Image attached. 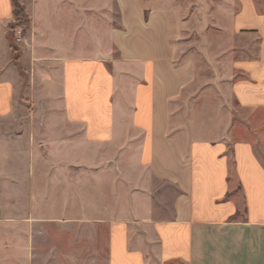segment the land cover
Wrapping results in <instances>:
<instances>
[{
	"label": "crops",
	"instance_id": "0c3cea01",
	"mask_svg": "<svg viewBox=\"0 0 264 264\" xmlns=\"http://www.w3.org/2000/svg\"><path fill=\"white\" fill-rule=\"evenodd\" d=\"M235 1L225 83L239 121L227 107L222 125L168 0H17L15 58L0 0V120L30 121L16 133L45 185L12 218L23 264H264V12Z\"/></svg>",
	"mask_w": 264,
	"mask_h": 264
},
{
	"label": "rangeland",
	"instance_id": "374dc122",
	"mask_svg": "<svg viewBox=\"0 0 264 264\" xmlns=\"http://www.w3.org/2000/svg\"><path fill=\"white\" fill-rule=\"evenodd\" d=\"M168 2L180 12L181 18L187 20L182 33L184 45L181 49V57L193 59L196 63V77L199 81L197 92L199 88L209 90L205 98L208 105L205 110L210 111L213 117L217 118H214V122L225 125L228 120L224 116H217L223 113L224 108L229 107V111L234 115L233 121H239L235 116L234 110L237 109L233 106L229 87L225 83L226 78L231 74L229 64L240 56L236 54V50H233L240 40L233 39L231 34H228L229 21L238 8L236 1L168 0ZM253 2L263 13L264 0H253ZM24 17L10 26L9 44L13 58L19 56L18 47L26 34L28 24L25 20L26 15ZM202 94L205 97V93ZM24 105L22 110L29 111V104ZM198 109H201L200 105ZM28 121L22 120L20 124L15 119L0 120V202L4 215V219L0 221V264H23L22 256L18 257L13 252L12 218L27 217L29 201H31L28 198V191L33 187L36 191L43 192L45 186L43 177H40L42 179L39 178L36 183L29 181L27 151L23 152L29 136L16 133V127L27 126ZM24 122L27 124L23 126ZM34 137L44 138L39 135ZM20 148L22 150H19ZM38 166L44 167V164L39 163ZM72 175L75 174L70 176ZM91 186L92 184L84 185L85 188ZM32 201L36 203H33V206L36 208L38 218L51 217L44 214L43 197Z\"/></svg>",
	"mask_w": 264,
	"mask_h": 264
},
{
	"label": "trees",
	"instance_id": "16d2710c",
	"mask_svg": "<svg viewBox=\"0 0 264 264\" xmlns=\"http://www.w3.org/2000/svg\"><path fill=\"white\" fill-rule=\"evenodd\" d=\"M12 4L14 7V9H13L14 22L18 21L20 18H25L24 12H23L22 8L18 5L16 0H12ZM25 20L27 22V18Z\"/></svg>",
	"mask_w": 264,
	"mask_h": 264
},
{
	"label": "built area",
	"instance_id": "2783aa9c",
	"mask_svg": "<svg viewBox=\"0 0 264 264\" xmlns=\"http://www.w3.org/2000/svg\"><path fill=\"white\" fill-rule=\"evenodd\" d=\"M19 41V39H17Z\"/></svg>",
	"mask_w": 264,
	"mask_h": 264
}]
</instances>
